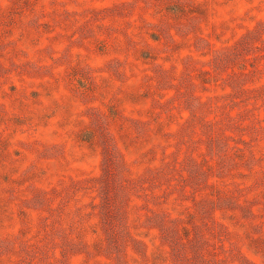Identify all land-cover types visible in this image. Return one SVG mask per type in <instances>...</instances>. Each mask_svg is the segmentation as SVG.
<instances>
[{
  "label": "rangeland",
  "instance_id": "1",
  "mask_svg": "<svg viewBox=\"0 0 264 264\" xmlns=\"http://www.w3.org/2000/svg\"><path fill=\"white\" fill-rule=\"evenodd\" d=\"M0 264H264V0H0Z\"/></svg>",
  "mask_w": 264,
  "mask_h": 264
}]
</instances>
